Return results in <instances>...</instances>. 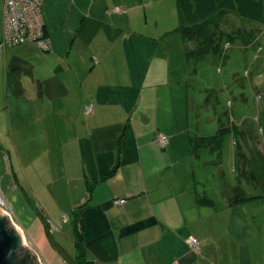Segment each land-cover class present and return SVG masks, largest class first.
Returning <instances> with one entry per match:
<instances>
[{
  "label": "crops",
  "instance_id": "1",
  "mask_svg": "<svg viewBox=\"0 0 264 264\" xmlns=\"http://www.w3.org/2000/svg\"><path fill=\"white\" fill-rule=\"evenodd\" d=\"M155 3L42 0L49 49L24 43L0 60V195L39 264H264L258 180L222 163L221 137L195 146L232 116L214 88L205 97L179 21H134ZM15 60L30 68L22 97L8 91ZM207 185L225 187L222 206Z\"/></svg>",
  "mask_w": 264,
  "mask_h": 264
},
{
  "label": "rangeland",
  "instance_id": "2",
  "mask_svg": "<svg viewBox=\"0 0 264 264\" xmlns=\"http://www.w3.org/2000/svg\"><path fill=\"white\" fill-rule=\"evenodd\" d=\"M143 2L145 0H128V2ZM150 1V0H148ZM162 2L149 9H140V14H147L149 20L141 19L134 21H161L160 28H166V21H178L176 16V0H151ZM126 2V1H125ZM2 0H0L1 12ZM128 12L127 3H118L112 6L111 11ZM211 21V32L214 50L206 55L201 63L205 67L203 79L207 89L214 88L219 95L222 121L232 116L230 132L221 136L222 163L230 165L232 172L238 174L241 168L247 166V172L258 181L253 182V187L258 188V193L264 195V24L256 23L229 13L223 17L215 16ZM237 31V32H236ZM2 21L0 15V38ZM226 43L228 45L226 46ZM18 45L7 47V54L12 52ZM223 51V52H221ZM226 54V56H225ZM220 71L217 72V68ZM211 69V72L208 71ZM214 77H213V74ZM228 124V123H227ZM224 138V139H223ZM205 157H208L206 154ZM216 154L213 155V158ZM209 175L210 171H205ZM211 179V176H208ZM216 201L223 204L225 187L223 185H207ZM212 197V198H214Z\"/></svg>",
  "mask_w": 264,
  "mask_h": 264
},
{
  "label": "trees",
  "instance_id": "3",
  "mask_svg": "<svg viewBox=\"0 0 264 264\" xmlns=\"http://www.w3.org/2000/svg\"><path fill=\"white\" fill-rule=\"evenodd\" d=\"M236 13L238 16L264 24V0H176V13L180 22V34L182 41L187 45L185 54L189 59H203L212 52L213 40L211 32V17H223L229 13ZM43 33L45 29L43 27ZM17 60L14 61L12 72L17 74L8 76V91L16 97L24 96L23 87L19 81L22 74H29L30 68H20ZM11 83V85H10ZM230 132L229 127L219 129L210 137H202L196 142V147L210 145L218 138ZM78 238V235H77ZM78 255L82 253L80 238L76 239ZM28 255L26 248L16 253V259L21 260ZM79 263V262H78ZM32 264H37L35 260Z\"/></svg>",
  "mask_w": 264,
  "mask_h": 264
},
{
  "label": "built area",
  "instance_id": "4",
  "mask_svg": "<svg viewBox=\"0 0 264 264\" xmlns=\"http://www.w3.org/2000/svg\"><path fill=\"white\" fill-rule=\"evenodd\" d=\"M42 0H2L1 21L2 32L0 38V60H2L5 49L24 43H32L42 50L49 49V40L43 33V20L40 13ZM228 43H226V46ZM93 113V104L89 103L84 108V114ZM156 142L160 147L168 144V138L162 134L156 136ZM126 199H114L112 204L122 205ZM0 207L11 217L13 226L24 236L22 227L16 222L12 211L0 195ZM67 219V217H64ZM51 231L57 229L56 225L50 224ZM186 243L194 251L199 249V243L194 237H188Z\"/></svg>",
  "mask_w": 264,
  "mask_h": 264
},
{
  "label": "water",
  "instance_id": "5",
  "mask_svg": "<svg viewBox=\"0 0 264 264\" xmlns=\"http://www.w3.org/2000/svg\"><path fill=\"white\" fill-rule=\"evenodd\" d=\"M23 235L11 223V217L0 207V264H32L36 255L24 244ZM26 248L27 257L17 260L16 253Z\"/></svg>",
  "mask_w": 264,
  "mask_h": 264
}]
</instances>
